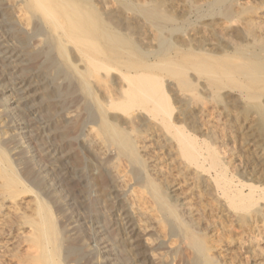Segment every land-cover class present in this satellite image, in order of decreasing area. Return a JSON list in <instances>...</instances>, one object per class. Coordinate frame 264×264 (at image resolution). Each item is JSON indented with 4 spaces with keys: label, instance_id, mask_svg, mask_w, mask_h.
<instances>
[{
    "label": "bare ground",
    "instance_id": "obj_1",
    "mask_svg": "<svg viewBox=\"0 0 264 264\" xmlns=\"http://www.w3.org/2000/svg\"><path fill=\"white\" fill-rule=\"evenodd\" d=\"M20 2H10L19 21L28 26L32 17H37L48 28L55 43L72 45V67L81 65L83 69L88 66L92 68L86 74H82L80 69L74 71L75 75H82V79L77 81L79 84L84 86L92 84L100 95L99 100L93 101L95 120L86 131L88 143L101 157L113 152L108 168L113 173L118 188L127 191V198L129 197L127 208L136 217V221L133 217L136 222L134 225L145 231L154 229L158 237L166 239L164 221L168 217L172 218L197 254L194 264H215L208 251L220 255L223 247L220 246V250L219 245L211 243L212 239L206 246L199 236L204 232L215 237H225L227 233L229 234V226L220 222L221 219L230 220L240 226L246 225L250 232L262 230L264 203L255 205L259 200L264 202V188L242 182L239 185L233 184L215 150L222 140L217 136L216 126L207 121L211 116V119L214 118L216 121L222 119V125L226 126L230 120L239 118L237 112L215 105L208 109L204 103H197L192 98H184L177 94L179 106L174 118L182 124L172 123L170 120L167 123L163 122L164 116L171 114L162 102L161 104L156 102L154 93L159 84L152 82L153 76L149 73L159 63L152 62L146 57L138 61L141 55L132 60L131 57L136 54V49L125 46L105 27L100 9L115 11L110 0H96L95 3L93 0H24L23 4ZM171 3L184 12L183 0H171ZM240 5V0L239 2L237 0H205V8H201L200 5L194 6L200 16L219 14L230 18L234 14L233 9ZM132 8L127 9L133 11L135 8ZM258 9L260 11H253V15L250 13L240 20L239 25L244 30L246 39H249L251 35L250 28L254 25L256 27L257 22L264 17V1ZM134 12L145 17L146 21L155 28L166 26V23L156 17L158 10L156 11L155 7L138 8ZM210 24H202L200 32L212 30L211 28L214 27ZM222 30L227 37L225 38L227 42L218 49L221 52L213 53V50L208 48L191 50L185 46L179 47L175 49L174 57L168 61L172 65L169 73L188 86L186 70L191 67L207 79L208 83L204 87L209 88L213 95H217L221 89L225 88L229 89V94L237 91L239 98L247 103L260 100L264 97V36L252 33L251 42L243 44L236 43L228 37L229 25L222 26ZM196 37L198 38V35ZM167 47L168 45L162 42V50ZM77 50L81 57L77 55ZM154 56L159 58L158 52ZM125 57L130 58L127 59L129 62L126 64V70L107 63L108 60L122 62ZM105 77L109 78L112 87L110 91L105 89ZM123 80H127V84H124ZM90 96L92 97V93ZM148 100H153L156 104L153 109L159 112L157 114L151 112L154 119L141 109L127 111L120 107L127 102L143 103ZM21 101L22 97L17 96L13 102L16 103L15 107ZM0 107V112L4 114L9 110L7 105ZM145 111L150 113L151 110L145 109ZM5 119L7 122V118ZM2 123L0 121V127ZM256 125L257 118L251 115L238 120L234 131L238 133L242 151L252 155L256 161L264 165V141ZM11 126L9 127L12 128ZM104 126L114 128L128 137L118 138L119 146L111 150L110 133L104 129ZM26 127L15 124L12 129L7 130L5 126V129L0 130V264H10L9 262L11 264H66L70 258L78 257L84 243L81 244L76 239L72 240L78 235L71 239L69 236V238L66 237L67 234L66 236L63 234V237L58 232V224L54 220L57 214L53 217L55 211L52 205L62 206L61 202L64 198L60 202L61 197L59 198L57 193H54L55 190L47 186V181L44 180L45 175L42 174L45 171H41V165L40 169L33 165L36 158L43 160L48 158V152L40 149L31 157L25 155L26 144L23 145V142L18 141L21 133H26L32 141L35 137L33 136L35 131ZM194 129L204 133L206 139L213 142L214 146L218 144L217 147L207 146L205 140L203 142L198 140L191 132ZM121 156L125 157L129 164L136 163L145 169L146 186L143 189L130 185L118 161ZM61 165H64L63 170H65L63 174L65 186H75L65 163ZM45 168L50 171L56 170L53 165H46ZM255 171L251 170L249 174L263 179L261 170ZM246 186L249 192L244 193L242 189ZM242 201H246L248 205H243ZM206 213L212 217L205 218ZM239 228L242 229L243 226ZM64 229L66 231V228ZM227 244L230 243L227 242ZM258 246L256 243H251L248 248L249 254L253 264H264V251ZM158 255H161L160 251Z\"/></svg>",
    "mask_w": 264,
    "mask_h": 264
},
{
    "label": "rangeland",
    "instance_id": "obj_2",
    "mask_svg": "<svg viewBox=\"0 0 264 264\" xmlns=\"http://www.w3.org/2000/svg\"><path fill=\"white\" fill-rule=\"evenodd\" d=\"M11 1L20 2L19 0H0V106L7 105L9 108V112L7 111L5 114L0 112V114L2 113L0 121L1 123L3 121L0 130L5 129V126L7 130L12 129L15 124L27 126L26 128L35 131L33 133L35 137L32 141L26 133H21L18 141L23 142V145L26 144L24 146L25 155L31 157L40 149L48 152L47 155L50 159L33 158L35 160L33 165L38 169L41 167V171H45L42 173L45 175L44 180L47 181V186L53 191L55 190L54 193H57L59 198L61 197L60 202L63 198L65 199L61 202L62 206L52 205L53 211H55L53 217L57 214L54 218L55 223L58 224L56 227L63 237L67 234L66 237L72 239L78 235L72 240L76 239L81 244L84 243L78 257L70 258L66 264H194L197 254L172 218L168 217L164 221L166 239L158 237L154 229L145 231V229L142 230L134 225L136 217L127 208L129 202L127 191L118 188L113 173L108 168L113 152L101 157L90 147L86 131L95 120L93 118V101L99 100L100 95L92 84L89 86L79 84L77 81L82 79V75L78 74L77 76L74 71L80 69L82 74H86L92 68L88 66L83 69L81 65L72 67V45L70 43L63 45L55 43L48 28L37 17H32L28 26L24 25L19 21ZM95 1L93 0L94 3ZM110 1L116 9L115 11L99 8L105 27L114 33L125 46H132L136 49L137 52L131 57L132 60L141 55L138 61L146 57L152 62L159 63L149 73L153 76L152 82L159 84L154 93L156 102L160 104L162 102L171 114L165 115L163 122L167 123L170 120L172 123H181L174 118L179 106L177 94L184 98H192L194 102L204 103L208 109L215 105L237 112L239 118L230 120L226 126L222 125V119L216 121L207 115L206 118H210L207 121L216 126L217 136L222 140L219 145L214 146V143L206 139L205 134L198 130L194 129L191 132L198 140L202 142L205 140L207 146L216 148L218 145L215 150L233 184L239 185L242 182L253 184L261 189L264 188V165L256 161L252 155L242 151L238 133L234 131L238 120L255 115L257 131L264 141V124H262L264 122V117H262L264 116V97L258 101L247 103L239 98L237 91L229 94V89L225 88L221 89L217 95H213L209 88L205 89L204 87L208 83L207 79L191 67L186 70L188 86H185L178 78L169 73L172 65L168 62L174 57L175 49L184 46L191 50L208 48L213 50V53L221 52L218 49L227 42L225 39L227 37L222 30L224 25H229L228 37L236 43L251 42L253 34L264 36V17L257 22L258 24L256 23L260 28L255 25L250 28L252 31H249L251 34L249 39H246L245 32L239 25L243 17L250 13L253 15V11H260L258 8L264 0H240L241 5L233 9L234 14L230 18L219 14L198 15L194 5L205 8V0H183L184 12L172 4L171 0ZM237 1L239 2V0ZM23 2L24 0H21L20 4ZM127 2L130 7L125 6ZM152 7H155L156 11L158 10L156 17L166 23L165 27L155 28L149 21H146L145 17L134 12L138 8ZM127 8H132L133 11ZM204 23H211L210 25L214 28L200 32V26ZM162 42L168 45L165 50H162ZM217 45L218 48H216ZM157 52L159 58L154 56ZM76 53L81 57L78 50ZM127 59L130 58L125 57L122 62L108 60L107 63L126 70V64L129 62ZM104 81L106 82V91H110L112 87L109 78L105 77ZM123 83L127 84V80H123ZM90 93H92V97ZM17 96H21L22 101L15 107L16 103L13 102ZM155 106L153 100H148L143 103L127 102L120 107L127 111L141 109L151 119H154L152 113H159L153 109ZM145 109L151 110L150 113H147L148 111ZM158 110L161 111L159 108ZM5 118H7V122H5ZM183 127L186 129L185 126ZM104 129L110 133L111 150L119 146L121 137H128L114 128L104 126ZM17 131L20 133L19 130ZM118 161L122 165L130 185L137 189H143L146 186L144 183L145 169L136 163L129 164L123 156ZM63 162L68 173L70 172L69 175L73 177L75 186H65L63 175L65 170H63L64 165H61ZM46 165H53L56 170L50 171L45 168ZM36 167L35 169H37ZM251 170H261L263 179L249 174ZM144 190L147 189L144 188ZM242 190L244 193L249 192L248 186ZM263 203V200H259L255 206L263 205ZM242 204L248 205L246 201H242ZM204 217L211 218L212 216L206 213ZM220 222L229 226L230 231L225 235L226 238L211 236L206 232L199 236L206 246L212 239L211 243L219 245L220 250L223 247L220 255L208 251L215 264L217 262V264H253L248 248L251 243H256L257 246L260 244L258 247L264 251V234H262L264 233V224L262 226L259 224L262 229L259 227L260 233L259 231L250 232L251 230L246 225H242L241 229L239 227L242 226L238 223L227 219H221ZM63 225L66 231L62 228ZM61 230L65 232L63 233ZM215 239L216 242H214ZM159 251L161 255L158 257ZM213 255L215 256L213 257ZM9 263L11 264V262Z\"/></svg>",
    "mask_w": 264,
    "mask_h": 264
}]
</instances>
